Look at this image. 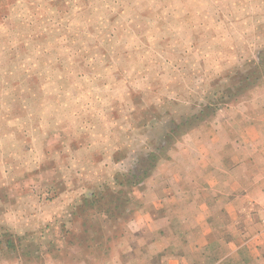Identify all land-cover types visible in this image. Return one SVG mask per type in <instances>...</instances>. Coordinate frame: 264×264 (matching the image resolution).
Returning a JSON list of instances; mask_svg holds the SVG:
<instances>
[{
    "label": "rangeland",
    "instance_id": "374dc122",
    "mask_svg": "<svg viewBox=\"0 0 264 264\" xmlns=\"http://www.w3.org/2000/svg\"><path fill=\"white\" fill-rule=\"evenodd\" d=\"M257 120L264 0H0V264H189L159 179Z\"/></svg>",
    "mask_w": 264,
    "mask_h": 264
},
{
    "label": "crops",
    "instance_id": "0c3cea01",
    "mask_svg": "<svg viewBox=\"0 0 264 264\" xmlns=\"http://www.w3.org/2000/svg\"><path fill=\"white\" fill-rule=\"evenodd\" d=\"M216 142L223 149L222 160L216 164L197 155L193 143L179 153L185 162L177 152L169 166L171 175L159 179L155 200L165 223L157 229L161 236L169 230L182 235L183 240L175 241L182 240L190 248L191 264L210 259L215 264L232 260L264 264V246L258 238L263 235L264 126L261 120L253 123V146L240 138ZM194 145L208 144L199 141ZM229 145L234 149L231 159L225 151ZM213 246L221 248L216 257L211 255Z\"/></svg>",
    "mask_w": 264,
    "mask_h": 264
},
{
    "label": "built area",
    "instance_id": "2783aa9c",
    "mask_svg": "<svg viewBox=\"0 0 264 264\" xmlns=\"http://www.w3.org/2000/svg\"><path fill=\"white\" fill-rule=\"evenodd\" d=\"M261 225H262V232L264 233V218L261 221Z\"/></svg>",
    "mask_w": 264,
    "mask_h": 264
}]
</instances>
